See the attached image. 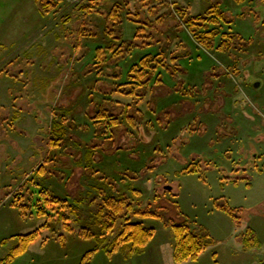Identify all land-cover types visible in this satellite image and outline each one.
<instances>
[{
	"label": "rangeland",
	"instance_id": "374dc122",
	"mask_svg": "<svg viewBox=\"0 0 264 264\" xmlns=\"http://www.w3.org/2000/svg\"><path fill=\"white\" fill-rule=\"evenodd\" d=\"M215 2L219 30L237 34L228 50L187 23ZM157 52L147 88H131L129 67ZM44 189L66 199L65 219L34 214ZM118 194L157 213L132 217L155 230L139 254L99 240L98 206ZM218 197L242 208L239 224ZM182 215L211 243L174 262ZM40 226L10 264H81L93 248L87 264H264V0H60L44 12L0 0V259ZM246 227L259 247L242 248Z\"/></svg>",
	"mask_w": 264,
	"mask_h": 264
},
{
	"label": "trees",
	"instance_id": "16d2710c",
	"mask_svg": "<svg viewBox=\"0 0 264 264\" xmlns=\"http://www.w3.org/2000/svg\"><path fill=\"white\" fill-rule=\"evenodd\" d=\"M59 1L60 0H35L38 9H40L42 12L48 11L52 7H55ZM221 20H225V17H223L219 2H215L211 4L208 9H206L204 16H199L194 19L189 18L187 23L190 27L196 25L205 28L201 31L200 35L195 33V36L201 44L207 47H211L210 44L217 41V44L215 45L217 49L228 50L230 47L231 39L233 37H236L237 34L230 31L226 32L219 30L218 24ZM210 24H213L217 27L206 29ZM218 35L221 36L220 39H215V37ZM161 57H165V54L162 55V53L160 52L154 53L152 55L150 53H145L139 58V64H133L129 67L128 75L131 74L132 76L134 74V76L138 77L139 79L137 81L130 82L131 84H133L131 88L134 89L135 87H137V85L140 84L142 88H147V85L149 84V78H147L146 76L152 74V77L154 68H159L163 64V59ZM177 57L179 56L175 55V59ZM173 67L174 70H179V67H177L176 63H174ZM134 70L135 73H132ZM155 79L158 80L157 74L154 77V80ZM100 115L102 114L96 112L94 117L99 118ZM112 119L115 124V119ZM56 125L57 124L54 123L53 126ZM56 145H58L57 140L49 141V147L54 148ZM41 169L42 164L38 165L36 172L40 171ZM194 170V167H190L184 168L182 171L192 172ZM38 194V198L34 200V207H32L35 215H47L51 217V213L55 209H58V217L60 219L66 218V216L64 215V210L68 209L66 199L60 198L55 194H51V192L46 189L39 190ZM131 203L132 202L128 201L126 198H124V196L118 194L115 197H105L100 206H98L96 216L100 221L99 223H101L99 240L101 241L102 247L107 253L127 249V251L131 254H139L143 252L145 246L155 233L153 227L145 226L140 220H132V217H146L148 215L156 216L157 213H153L150 210L146 211L134 209ZM213 204L217 209L225 212L234 223H240V214L242 212L241 207L230 206L223 197L215 198L213 200ZM17 207L21 210L24 216H31L29 214L33 212H28V214H26V204L21 201L17 203ZM175 207L178 210V206L175 205ZM69 210L72 211V209ZM182 216L183 219L181 222L171 223L174 238L172 252V259L174 262L196 260L198 255L205 249V247H207L211 243L210 235L205 228L195 225L191 226L187 217L185 215ZM119 221L122 223V225L120 226L118 232L113 236L109 243L104 244V234L106 232H111ZM40 228L41 226L27 233L17 234L16 244L10 248V250L2 259H0V264H10L15 256L23 253L26 250L28 244L38 237ZM79 234L82 236H88V233L83 230H81ZM239 235H241L240 239L242 242V248L248 249L251 247L260 246V242L255 237V233L252 228L246 227L242 232L239 233ZM1 243H5V241L1 240ZM95 249L96 248L90 249L82 255L81 264L88 263V259L91 257V254Z\"/></svg>",
	"mask_w": 264,
	"mask_h": 264
},
{
	"label": "crops",
	"instance_id": "0c3cea01",
	"mask_svg": "<svg viewBox=\"0 0 264 264\" xmlns=\"http://www.w3.org/2000/svg\"><path fill=\"white\" fill-rule=\"evenodd\" d=\"M251 248H255V247H251ZM248 249H250V248H248Z\"/></svg>",
	"mask_w": 264,
	"mask_h": 264
}]
</instances>
